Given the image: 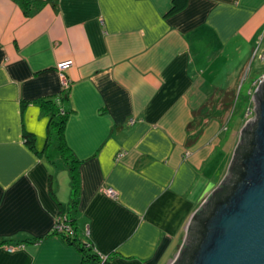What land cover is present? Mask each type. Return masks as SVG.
<instances>
[{
	"label": "crops",
	"instance_id": "0c3cea01",
	"mask_svg": "<svg viewBox=\"0 0 264 264\" xmlns=\"http://www.w3.org/2000/svg\"><path fill=\"white\" fill-rule=\"evenodd\" d=\"M41 1L0 0V264H104L54 233L62 214L110 264H173L239 144L246 116L220 99L261 62L264 0ZM49 100L68 116L77 205L46 148Z\"/></svg>",
	"mask_w": 264,
	"mask_h": 264
},
{
	"label": "water",
	"instance_id": "95a60500",
	"mask_svg": "<svg viewBox=\"0 0 264 264\" xmlns=\"http://www.w3.org/2000/svg\"><path fill=\"white\" fill-rule=\"evenodd\" d=\"M253 100L257 104V117L249 120L241 130L226 177L188 224L179 256L187 245L189 234H199L191 264H264V81ZM247 126L250 128L245 130ZM244 138L237 174L233 177L232 167ZM232 180L230 194L215 201L210 212L199 218L197 215L212 195Z\"/></svg>",
	"mask_w": 264,
	"mask_h": 264
},
{
	"label": "trees",
	"instance_id": "16d2710c",
	"mask_svg": "<svg viewBox=\"0 0 264 264\" xmlns=\"http://www.w3.org/2000/svg\"><path fill=\"white\" fill-rule=\"evenodd\" d=\"M17 2L21 7H23L26 11L29 13L34 10H39L41 7L46 3L41 0H36L35 2H32V0H14ZM33 5V7L31 6ZM181 10V8H178L177 5L174 6V8L170 11V14H174ZM238 97L236 95V92H227L225 94V97L220 99V103L222 104V110L226 113L229 112L235 105H237ZM42 108L50 114V126L48 130V140L46 148H49L54 142V140L57 143V148L60 153V156L65 164L69 167L72 175V182H73V188H74V200L73 205H77L78 199H79V193H80V162L74 158L72 151L70 147L67 144L66 141V125L68 122V116L67 114L63 113V110L60 108V106L57 105L55 101L49 100V101H41ZM214 100H212L209 104L215 105ZM251 125V124H250ZM249 125V126H250ZM249 126L245 127V130L247 128H250ZM245 142V138L242 142V146L240 150L237 153L236 161L234 162V167H232V175L235 177L237 174V163L239 160L240 151L244 149L243 143ZM26 143L32 148L33 150H36V138L33 134H28L26 136ZM37 151V150H36ZM233 183V180L230 181V183L225 184L220 189H218L210 198V200L205 205L204 209L197 215L199 218H202L204 215L210 212V210L213 207V204L217 200H222L226 196L230 194V187ZM66 217V223L68 224L69 230L68 232L58 233L55 231L54 233L56 235L62 236L65 238L69 243L76 245L81 252H83L87 258L90 259H98L102 263V258L99 257L96 254H93L92 247L84 245L81 241H79V235H78V227L75 223L74 218H70L69 216L62 214ZM199 241V234L196 233H190L187 245L182 250L178 260L175 264H191L192 263V257H193V250L195 246L197 245ZM104 264H110L108 261H106Z\"/></svg>",
	"mask_w": 264,
	"mask_h": 264
},
{
	"label": "built area",
	"instance_id": "2783aa9c",
	"mask_svg": "<svg viewBox=\"0 0 264 264\" xmlns=\"http://www.w3.org/2000/svg\"><path fill=\"white\" fill-rule=\"evenodd\" d=\"M260 52H259V60L264 63V32L260 38ZM73 66V62L72 61H65L62 62L60 64H58V72L60 74V77L63 81V86H64V90L65 91H69L71 89V82L69 81L68 77H67V72L70 70V68ZM264 81V75L261 76L260 78H258L256 81H254L253 84V88H251V90L249 91V95L252 99V105L248 110L247 113V117L246 119L249 121L252 118L256 119L257 117V112L255 111V107L257 106V104L254 102L253 98L254 95L257 91V89L259 88V86L262 84V82ZM107 194L110 195L112 198H117V194L113 189H108ZM66 221V217L60 218L58 225L56 227V231L58 233H63V232H68L69 227L68 224L65 222ZM102 258V262H106L107 258L106 257H101Z\"/></svg>",
	"mask_w": 264,
	"mask_h": 264
},
{
	"label": "rangeland",
	"instance_id": "374dc122",
	"mask_svg": "<svg viewBox=\"0 0 264 264\" xmlns=\"http://www.w3.org/2000/svg\"><path fill=\"white\" fill-rule=\"evenodd\" d=\"M253 66V74H251L250 76H248V82L245 84L244 83V77L247 74V70L243 76V79H241L240 83L238 84V88H237V97H238V102L237 105H235V107H233L231 110H229V112L227 113V117H229L230 119H232L235 116V113L237 114V119L243 118V117H247V113L249 108L252 105V99L250 97V95L247 96V91L250 87L253 88V82L254 80L256 81L258 78H260L261 76L264 75V63L259 62L258 60L255 61ZM256 73V74H255ZM244 87V89H243ZM243 89V91H242ZM246 96V97H245ZM244 119V123L246 125V123L248 122V120Z\"/></svg>",
	"mask_w": 264,
	"mask_h": 264
}]
</instances>
